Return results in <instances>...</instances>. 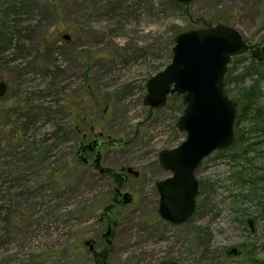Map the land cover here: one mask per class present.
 <instances>
[{"label":"rangeland","instance_id":"374dc122","mask_svg":"<svg viewBox=\"0 0 264 264\" xmlns=\"http://www.w3.org/2000/svg\"><path fill=\"white\" fill-rule=\"evenodd\" d=\"M220 23L264 41V0H194L188 7L170 0H0V74L8 84L0 97V264H96L84 242L97 239L103 248L115 185L76 166L91 126L104 140L123 141L103 147L102 168L140 173L122 187L133 203L113 209L118 225L107 264H242L252 257L264 264V133L255 127L256 111L240 122L242 145L212 153L196 170L191 219L174 225L158 213L156 183L171 175L158 156L186 140L177 126L185 105L173 95L151 111L147 83L172 62L179 32ZM252 86L263 111L264 63L234 56L227 97L236 103ZM248 143L252 150L238 153ZM240 172L250 180H239ZM232 247L242 254L227 256Z\"/></svg>","mask_w":264,"mask_h":264},{"label":"water","instance_id":"95a60500","mask_svg":"<svg viewBox=\"0 0 264 264\" xmlns=\"http://www.w3.org/2000/svg\"><path fill=\"white\" fill-rule=\"evenodd\" d=\"M179 7H188L194 0H170ZM70 40L69 35H64ZM249 54L255 64L264 63V43L253 45L239 29L228 24L199 26L183 30L175 36L172 62L147 83L144 104L163 108L170 95L182 96L185 109L177 126L187 134L186 140L176 148L162 150L159 154L161 167L172 173L157 183L160 194L159 214L174 225L188 222L196 211L200 183L195 172L208 156L216 151H229L236 146L235 122L238 115L236 103L225 94V76L233 57ZM8 92V84L0 74V97ZM98 142V141H97ZM99 155V154H98ZM83 162L86 160L81 159ZM128 173L139 175L133 168ZM107 207L108 229L104 234L105 249H112V239L117 220L111 211L133 202L128 192H120ZM255 232L254 219L248 220ZM91 241H87L90 245ZM93 245L91 249L93 250ZM229 257H239L236 247L226 252ZM160 264H179L165 260Z\"/></svg>","mask_w":264,"mask_h":264},{"label":"flooded vegetation","instance_id":"af4514ba","mask_svg":"<svg viewBox=\"0 0 264 264\" xmlns=\"http://www.w3.org/2000/svg\"><path fill=\"white\" fill-rule=\"evenodd\" d=\"M251 42V41H250ZM253 45L255 44H258V43H264V41H261V42H251ZM249 56V54H248ZM170 96H173V95H170ZM177 96V95H176ZM179 97V96H178ZM182 97V96H181ZM169 98V97H168ZM168 102V100H167ZM183 102V100H182ZM167 105V104H166ZM165 105V106H166ZM146 106V105H145ZM164 106V107H165ZM149 107V106H148ZM154 109H157V108H153L151 109L150 107V110L153 111ZM161 109V108H159ZM77 134L80 133L81 131L79 130V128H76L74 130ZM90 131L92 134H94L93 136H89V133L87 131H84L82 133V141L80 142V146H79V150L76 152V155H75V158L77 160V163L78 165L76 164V166H81L83 168H87L86 171L87 172H94L96 174H99V175H106L108 176L109 178L112 179V182L114 183L115 185V188H114V196H113V199H112V202L106 206L105 208V218H106V230L105 232L101 235V243L103 245V248L101 250H97V239H92V240H87V241H91L90 245H87V241L84 242V246L85 247H88L89 249V252L94 254V257H95V261H96V264H107V257L109 255V253L112 251V249L109 251V252H104V249H105V239H104V234L106 233L107 229H108V213L106 211L107 207H109L113 201L115 199L118 198V200H120V197H118L119 193L120 192H126V191H123L122 190V187L123 185L128 181V177L129 175H133L135 178H139L140 176V173L139 175L136 177L134 174H131V173H128L127 169L130 168V167H127V168H122L120 171L118 170H114V169H111V168H102L101 166V163H102V151H103V147L105 146H120V145H123V141L119 142L117 140H112L111 138H109L108 140H104L102 139L103 137V134L100 133V134H95V128L93 126H91L90 128ZM98 141V142H97ZM181 145V144H180ZM165 150V149H164ZM99 154V155H98ZM160 154V153H159ZM85 159L86 161L83 162L81 159ZM92 159V162H90V160ZM158 162H159V156H158ZM160 164V163H159ZM161 166V165H160ZM132 168V167H131ZM163 169V168H162ZM135 170V169H134ZM165 170V169H164ZM137 171V170H135ZM167 172H169L171 175L165 179H162L160 181H163V180H166L168 178H170L172 176V173L168 170H165ZM139 172V171H138ZM196 173V172H195ZM196 176V174H195ZM197 178V177H196ZM199 181V180H198ZM159 182V181H158ZM157 182V183H158ZM157 183H156V189H157ZM200 183V182H199ZM158 191V189H157ZM129 193V192H128ZM159 193V192H158ZM131 194V193H130ZM132 195V194H131ZM160 195V194H159ZM133 197V195H132ZM198 199V198H197ZM134 200V198H133ZM133 203V202H132ZM198 204V202H197ZM116 206H121L119 203L116 205ZM115 206V207H116ZM114 207V208H115ZM159 207H160V202H159ZM111 209V211L113 212V209ZM197 209V207H196ZM158 213H159V210H158ZM114 214V213H113ZM160 215V214H159ZM116 217V216H115ZM162 218V217H161ZM104 218L101 219V221L103 220ZM163 220H165L164 218H162ZM117 220V219H116ZM166 221V220H165ZM168 222V221H166ZM118 223V222H117ZM169 223V222H168ZM171 224V223H170ZM114 237V236H113ZM91 245H93V250L91 249ZM112 246H113V239H112Z\"/></svg>","mask_w":264,"mask_h":264},{"label":"trees","instance_id":"16d2710c","mask_svg":"<svg viewBox=\"0 0 264 264\" xmlns=\"http://www.w3.org/2000/svg\"><path fill=\"white\" fill-rule=\"evenodd\" d=\"M222 22H225V23H229V17H226V16H222L219 18ZM255 66V65H254ZM245 76V75H243ZM232 81V80H231ZM260 90H259V87H256V86H252V87H249L247 89H243L242 92L240 93V96L238 99H236V106H237V109L240 108L242 113L239 117H237V122H236V131L238 135H236V146L238 147L239 145H242L243 141L246 140L244 138V130L240 129L239 126H240V122H242L243 120H245L247 117L249 116H253L254 115V111H256L255 114L256 117H252V118H255V127H258V128H261L263 133H264V110L260 111L259 109H256V104L258 102V96L260 94ZM225 94L228 96V93H226L225 91ZM235 131V132H236ZM235 146V147H236ZM234 147V148H235ZM252 147H253V144L251 143H248V145L246 146V148L244 147L243 150L238 153H243V154H248L251 150H252ZM238 151V150H237ZM237 154V153H236ZM242 154V155H243ZM237 156H240L239 154L236 155ZM78 169H74V170H71L72 172V175H76ZM70 172V173H71ZM237 178L239 180H241L242 182H248L250 179H247L243 173H239V175L237 176ZM260 204L262 206V209H263V214H264V196L260 197ZM85 210H87V208H85ZM251 256H252V253H251ZM242 264H263L262 261L256 259V258H251L249 262H245V263H242Z\"/></svg>","mask_w":264,"mask_h":264}]
</instances>
